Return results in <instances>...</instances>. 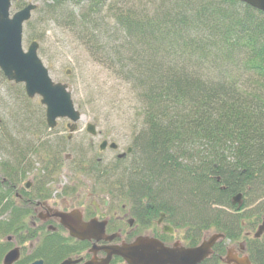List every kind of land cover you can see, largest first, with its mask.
<instances>
[{
    "label": "trees",
    "instance_id": "16d2710c",
    "mask_svg": "<svg viewBox=\"0 0 264 264\" xmlns=\"http://www.w3.org/2000/svg\"><path fill=\"white\" fill-rule=\"evenodd\" d=\"M40 1L44 14L74 28L77 40L129 85L140 104L133 163L91 162L86 171L97 180L120 179L137 200L146 196L175 220L192 221L199 238L205 229L223 233L200 263L222 264L226 241L244 240L264 217V13L240 0ZM69 6H82L81 13L75 16ZM70 143L53 135L29 146L37 171L54 174ZM14 157L32 165L23 150ZM17 217L14 211L11 221L0 222V235L31 237L33 229ZM9 246L0 243V258ZM84 248L50 236L35 258L49 262ZM245 248L254 264H264L263 235L247 237Z\"/></svg>",
    "mask_w": 264,
    "mask_h": 264
},
{
    "label": "rangeland",
    "instance_id": "374dc122",
    "mask_svg": "<svg viewBox=\"0 0 264 264\" xmlns=\"http://www.w3.org/2000/svg\"><path fill=\"white\" fill-rule=\"evenodd\" d=\"M15 2H18L17 7L14 5ZM28 2L37 4V9L29 17L30 26L28 27L26 23L23 25L22 50L26 51L32 40L38 42L37 56L47 69L49 77L56 83L67 84L74 106L82 115L76 133L73 134L72 143L69 144L67 152L62 154L64 157L69 154V157L65 161L63 159L64 165H60L54 174L45 176L47 178L46 186L52 190L101 187L106 193L111 192V187L125 186L127 183L120 179L115 182L102 180L99 183L94 181L87 171L72 170L71 165L81 160L77 156V151L81 150L86 155L83 165L86 166L91 161L101 159L105 166H113L117 155L131 146L135 133H138V130L142 128L140 104L129 85L98 59H95L93 54L86 49L88 45L77 40L74 28L70 30L67 27H60L58 23L51 20L55 15L44 14L40 0L12 1L10 13L13 14ZM110 2L112 3L111 0H108V3ZM48 3L50 2L48 1ZM118 3L123 4L124 7L127 1ZM78 7L69 6L68 8L77 16L81 13L82 6ZM109 14L106 11L102 12V15L106 17ZM107 22H109V27H112L110 30L116 33V29L112 26L113 21L107 20ZM38 28L41 30L38 34H42V36L33 39L36 37L35 33L39 31ZM101 40L105 41L106 39L101 38ZM44 113L45 107L40 104V97L28 98L22 84L0 81V131L2 132L0 136H2L4 144V147L0 148V161H5V159L7 161L9 156L13 157L16 152L25 148L29 143L39 147L43 141L51 140L53 135L66 136L68 134L66 124L69 121L67 119H59L57 127L53 131H46L43 124L45 122ZM15 122L19 123L17 127L19 131H13ZM86 123L96 126L97 135L95 137L85 131ZM46 134L51 136L46 137ZM15 135L18 136L17 141H20L19 146L15 143ZM102 140L116 143L118 149L116 151L110 150V148L99 150ZM33 159H30L31 162ZM123 160L122 165L126 166L134 161L130 155ZM32 163L33 169L36 171L39 165L35 162ZM123 174L125 173L121 175ZM30 177L31 175L24 181L30 180ZM82 201L83 199H80L78 203L80 204ZM255 230L256 228L252 229L251 234ZM209 232L213 233L214 230L210 229ZM8 236L4 235L0 240L4 241ZM237 241L239 242V240Z\"/></svg>",
    "mask_w": 264,
    "mask_h": 264
},
{
    "label": "flooded vegetation",
    "instance_id": "af4514ba",
    "mask_svg": "<svg viewBox=\"0 0 264 264\" xmlns=\"http://www.w3.org/2000/svg\"><path fill=\"white\" fill-rule=\"evenodd\" d=\"M31 145L29 143L25 148L20 149L25 152L26 159L35 158L29 147ZM100 160L99 162H102ZM19 168L24 169V174ZM71 168L78 170L81 166L73 163ZM36 172L37 168L36 171L33 169V163L32 165L30 162L29 165L27 162L25 164L14 156H9L7 161L6 159L0 161V222L11 221L13 212L17 211V223L22 221L21 223L25 226L33 229L31 237L21 236V231L18 234H8L9 236L4 241L9 242L10 246L1 256L0 264H3L2 259L12 248H17L19 251L18 259L12 264L20 260H25L24 264H32L36 261H41L42 264H62L66 260L78 261L75 264H85L88 261L99 264L106 257V253L98 248L101 246L130 243L137 237L144 236L156 239L166 247L177 245L187 248L196 246L210 234V230L205 229L199 238L198 229L193 226L192 221L190 224L186 219L185 222L175 220L173 214H169L161 207H156L153 202H149L146 196L137 200L126 186L111 187L110 194L101 187L52 190L46 186L47 178ZM29 175H31L30 180L24 181ZM90 176L92 177V174ZM93 180L99 183L101 181L95 178ZM80 199L83 201L79 204ZM70 213L71 221L93 220L99 228L104 225V233L101 235L100 231H96L97 235L89 239L71 237L67 228L62 224V220H66L64 216ZM4 216L6 218H3ZM257 226L256 224L255 228ZM251 232L252 230L244 232V240L236 241L237 244L226 241L225 252L220 257L222 264H241L237 260L243 257H248L250 264H254L245 248V240L252 235ZM25 233L27 232H22V234ZM50 236H56L57 239L71 244H82L85 248L62 255L57 260L49 262L42 257L35 258L40 248L42 249L43 243ZM107 236H113V239L104 240L103 237ZM107 264L124 263L121 258L112 256Z\"/></svg>",
    "mask_w": 264,
    "mask_h": 264
},
{
    "label": "water",
    "instance_id": "95a60500",
    "mask_svg": "<svg viewBox=\"0 0 264 264\" xmlns=\"http://www.w3.org/2000/svg\"><path fill=\"white\" fill-rule=\"evenodd\" d=\"M11 1L0 0V72L6 80L24 84V90L28 98H33L36 95L41 97L40 103L45 106V122L49 128L56 126L57 119H68L70 121L67 125L68 139H70L71 133L77 128V122L81 118V114L75 110L67 84L55 83L49 77L47 69L37 56V42H31L26 51L22 50L21 28L23 23L31 16V12L36 8V5L28 3L10 17ZM240 1L264 13V0ZM86 130L91 135L96 134L95 125L91 123L87 124ZM106 145L107 142L103 141L99 145V149H105ZM109 148L116 149L117 145L111 143ZM130 150L128 149L127 153ZM232 202L233 204H239L240 196L236 195ZM64 217L66 220H62V224L73 238L89 239L97 235L96 231H100L101 235L104 233V225L99 228L93 220L87 222L78 219L71 221V213ZM263 231L264 220L253 237L258 238ZM103 238L106 241H111L113 236ZM223 238V234L214 233L204 239L198 246L186 249L177 245L165 247L156 239L140 236L131 243L98 247L106 253V257L99 264H107L112 256L121 257L125 264H200L211 254L213 245ZM18 252L17 248L8 251L2 259L3 264L15 262L18 259ZM237 261L241 264H250L247 257L239 258ZM77 262L66 260L62 264H75ZM32 264L42 263L36 261ZM85 264L96 263L88 261Z\"/></svg>",
    "mask_w": 264,
    "mask_h": 264
}]
</instances>
